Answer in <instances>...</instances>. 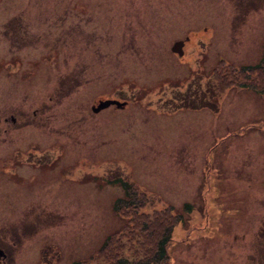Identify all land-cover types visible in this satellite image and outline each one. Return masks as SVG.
<instances>
[{"label": "rangeland", "instance_id": "1", "mask_svg": "<svg viewBox=\"0 0 264 264\" xmlns=\"http://www.w3.org/2000/svg\"><path fill=\"white\" fill-rule=\"evenodd\" d=\"M2 18L15 19L7 38L15 22L29 28L26 38L41 36L42 46L21 47L16 40L7 47L0 34V109L53 107L56 123L70 124L60 129L76 153L65 160L74 165L64 174L37 163L28 170L34 182L0 183V233L14 221L38 219L41 225L27 228L24 240L14 237V264H73L93 256L124 222L113 209L123 194L116 178L146 191L148 210L182 212L166 264H264V90L219 92L213 73L219 61L238 68L260 62L264 0L254 6L245 0H0ZM70 25L74 39L61 30ZM186 36L182 62L171 46ZM78 64H85L88 81L82 77L84 83L65 90L66 75ZM62 76L66 80L57 85ZM24 80L28 86L19 90ZM168 80L176 81L172 91L185 95L184 104L166 100ZM250 80L264 87V80ZM113 96L127 98V108L102 111L100 131L81 122L89 134L79 136V113L93 99ZM33 130H13L5 138L17 143L10 146L12 156L22 150L17 141L22 146L36 138Z\"/></svg>", "mask_w": 264, "mask_h": 264}, {"label": "flooded vegetation", "instance_id": "2", "mask_svg": "<svg viewBox=\"0 0 264 264\" xmlns=\"http://www.w3.org/2000/svg\"><path fill=\"white\" fill-rule=\"evenodd\" d=\"M248 1H250V4L252 6L256 2V0H245V2H248ZM246 12L247 10L244 11V13ZM12 20H15V19H12ZM11 21H9L8 23H5L6 22L5 18H2V20L0 21V24H1L0 34L2 36H5V40L8 43L7 47L11 44L15 45L14 42H16V40L21 42L20 43L21 47L42 46L40 44L41 36L35 35V37L26 38L25 36H29L32 34L31 32H29V28H26V26L23 27L21 26V24L15 23V22L12 25L13 28H10V31L12 32V36H10V38H7L6 30H9V25L11 24ZM72 26L73 25H70L68 27L67 32H64L62 27H61V30H62V33H66L67 36H70L72 37V39H74L76 35L73 36V33L70 31ZM17 27L20 29H15ZM3 32L5 33V35ZM44 46L47 47L48 45L46 44ZM57 50L58 49L56 47L50 48V51L52 52L53 55H55ZM38 51H40L41 58L44 59L46 57L44 51L40 49H38ZM118 52L120 51H117V53ZM47 55H50V54H47ZM55 61L53 62L50 61V62L54 63ZM80 66L83 68L82 72H80V70L79 71L77 70V68ZM42 67H38V68H42ZM57 67L58 65L54 68H57ZM18 68L14 70L15 71L14 73L18 72L17 71L19 70ZM85 71H86L85 64L76 65V69L74 68V70L71 71V75H66L67 81H68L67 84L70 83V85L67 86L66 84L65 85L66 87L64 86L65 87L64 89L68 91H72L76 86L81 85L84 82L86 83L88 79L85 78L84 76ZM82 77L84 78V82L80 79ZM8 79L9 78H7V80ZM55 80H56L57 85L58 83H60L62 86L64 81L66 80V77L62 76V77H59L58 79L56 77ZM21 82L22 80L19 81V83ZM28 82L29 81L24 80L22 84L23 86H21L19 90L25 89L28 86ZM8 84H10L9 87L11 88V82H8ZM56 92H57V89H56ZM1 94L3 93L1 92ZM1 94H0V98L4 99L3 97H1L2 96ZM50 94L51 96H49L48 99L49 100L54 99L55 92L50 91ZM61 96L62 94L59 95V97ZM113 97L119 98L116 96H113ZM99 99L100 98L93 99L89 107H87L86 109H83L82 112L79 113L78 119L75 120V121H78V123H75L77 127L75 131L77 132L79 136H86L89 134V130H88L89 127H87V124L85 123L81 124V122L91 121V126H92L91 128L100 131L99 125L101 126L103 122V119L99 117L101 112L106 111L108 109L113 110V111H118V110H115L113 106L109 108L105 107L101 109H95L94 106L91 107L96 102V100H99ZM4 106L5 104H3L0 107H4ZM4 110L5 109H0V163H1L0 183L5 184L11 181H16V182L19 181V184H21L22 183L21 180L24 181L25 178H27L26 181L34 182L33 176L28 174V170L30 169V167L35 166L37 163L39 164L38 167L43 171H48L49 169H53V170L56 169L57 172L60 174L69 172L70 168L74 164H65V160L68 159V161H71L72 157L75 156L74 155L75 150L73 146L75 142L73 140H70L68 136L65 135V133L67 132L66 129H60L62 127L64 128L65 126L68 127L70 124L69 123L68 124L56 123V121L58 120V117H56L57 115H55V113L52 112L53 107L40 103L39 105H28V107L25 106L22 110L18 112L17 111L7 112ZM69 111L70 109H67L66 113L67 114L70 113ZM84 111H85V114H84ZM72 115L73 113L68 117V119H70ZM100 119H101V123H99ZM27 127H32L34 129L32 134L30 135H34L36 138L31 139L27 143L25 141L22 146H21L22 142L17 141L20 145L19 147L22 149L21 150L22 153L18 150V147H17L16 156H12L10 146L15 145L17 143L15 141H11L5 138L9 136L13 132V130H18V129L25 130V128ZM58 131H61V133H59ZM39 141L43 144V146H39L38 144ZM28 144H33V145L28 146ZM66 145H70L71 148L69 150H66L65 148ZM37 151L38 153L40 152L41 153L38 156H34V159H32L31 163H29L28 160L30 159V154L32 153L35 154L37 153ZM81 154L84 155V152ZM52 157H54V159H52ZM59 158L60 160L57 161ZM45 164L49 166H52L53 164V166L48 167ZM35 183H38V182H35ZM22 188L23 187L21 186L19 188L11 186L10 191L11 190H21ZM38 190H40V188H38ZM49 192H50L49 187H45V194H48ZM0 195L4 196V191H0ZM49 213L55 214L56 217L58 215L57 212L54 213L52 210H50ZM46 216L49 218V215H46ZM21 218L22 217H19L20 220H23ZM27 221L28 220L22 221L21 223L20 221H14L12 225L7 224L6 228L1 231L2 233H0V264H14V259L11 257L12 250L10 249L16 246L14 237L17 238L16 240H19V238H22V240H24L25 238L24 233L27 230V228H32V227L38 228L39 226H41L38 219L36 220V222H33V223H30ZM4 245H7V246H4ZM9 258L12 259L11 263L8 262L7 260Z\"/></svg>", "mask_w": 264, "mask_h": 264}, {"label": "trees", "instance_id": "3", "mask_svg": "<svg viewBox=\"0 0 264 264\" xmlns=\"http://www.w3.org/2000/svg\"><path fill=\"white\" fill-rule=\"evenodd\" d=\"M224 68L229 71L226 72ZM213 73L216 91L222 92L234 85L264 90L262 83L256 84L250 80L251 77L264 80V57L257 65L240 68L224 66L220 62ZM116 181L123 187L124 195L115 199L113 209L124 222L117 231L105 238L91 258L101 262L108 260L107 264H165L169 258L168 245L172 230L182 216L174 213L171 206L148 210L150 206L146 192L130 182L121 179Z\"/></svg>", "mask_w": 264, "mask_h": 264}, {"label": "water", "instance_id": "4", "mask_svg": "<svg viewBox=\"0 0 264 264\" xmlns=\"http://www.w3.org/2000/svg\"><path fill=\"white\" fill-rule=\"evenodd\" d=\"M184 44V41H177L174 43L172 50L177 52L180 56L183 54V49L182 46ZM114 103L116 104L117 107H122L124 105L123 102H119L116 100H105V101H101L100 104L98 105V107H105L108 106L109 104Z\"/></svg>", "mask_w": 264, "mask_h": 264}]
</instances>
